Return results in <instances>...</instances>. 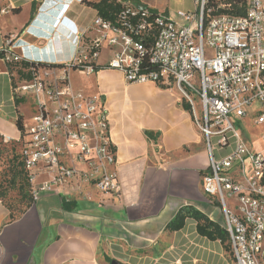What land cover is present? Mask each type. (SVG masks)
<instances>
[{
	"label": "crops",
	"instance_id": "1",
	"mask_svg": "<svg viewBox=\"0 0 264 264\" xmlns=\"http://www.w3.org/2000/svg\"><path fill=\"white\" fill-rule=\"evenodd\" d=\"M153 1L150 10L179 21L175 14L157 10ZM96 19V11L82 0H0V50L68 67L80 38H99ZM114 52L101 45L97 70L67 74L75 92L102 103L115 151L114 165L105 170L116 175L118 193L99 190L83 178L89 172L86 165L65 159L77 176L58 193L41 192L18 220L10 223L0 202V264H235L219 240L198 234L193 219L178 231L166 230L184 206L223 226L220 210L202 189L208 162L202 136L176 88L127 83L120 71L108 67ZM63 71L45 72L57 77ZM76 72L80 82L72 80ZM12 88L8 66L0 59V135L5 142L20 139L18 114L26 129L32 125L23 113L26 101L16 110ZM49 179L47 171H40L34 187Z\"/></svg>",
	"mask_w": 264,
	"mask_h": 264
},
{
	"label": "built area",
	"instance_id": "2",
	"mask_svg": "<svg viewBox=\"0 0 264 264\" xmlns=\"http://www.w3.org/2000/svg\"><path fill=\"white\" fill-rule=\"evenodd\" d=\"M212 1L226 7L224 0H193L195 9L179 11V21L125 4L120 27L97 17L99 38L87 43L80 38L71 64L92 74L100 46L107 45L115 49L108 67L120 71L127 83L174 85L202 136L208 159L202 189L221 210L234 263L260 264L264 152L250 149L241 129L248 117L256 125L264 124V0H246L244 15H214L208 6ZM154 29L155 42L147 47L145 37ZM2 50L6 61H20L8 48ZM69 66L57 77L41 69L35 80L12 88L14 98L31 95L38 106L32 125L25 128L22 148L34 202L41 192L58 193L77 176L64 163L67 158L86 165L89 172L83 178L99 190L119 191L116 175L105 170L114 165L115 151L102 103L72 89ZM260 138L264 148V134ZM42 170L50 179L36 188L34 181Z\"/></svg>",
	"mask_w": 264,
	"mask_h": 264
},
{
	"label": "trees",
	"instance_id": "3",
	"mask_svg": "<svg viewBox=\"0 0 264 264\" xmlns=\"http://www.w3.org/2000/svg\"><path fill=\"white\" fill-rule=\"evenodd\" d=\"M82 2L94 9L97 13V17L102 19L106 23H110L112 26L120 27V16L126 9V3L124 1L117 0H82ZM221 3L210 2L208 6L212 8V14H232V15H244L246 10V0H224L222 4L226 5L225 8L218 7ZM151 15H158L157 12L147 9ZM140 16H138L135 21H137ZM156 38V30L150 31L145 37V45L151 47ZM87 43V41L84 39ZM0 59L5 60V52L0 51ZM8 70L11 76L12 87L20 82H30L35 80L39 76L41 69H54L65 68V66L57 65H46L33 61H27L20 59V61H6ZM95 70L98 69L97 66L93 65ZM71 70H78V66L75 64H70ZM151 69V68H150ZM152 69H154L152 67ZM158 87L165 89L167 86L157 83ZM15 107L18 109L20 104L25 102L24 97H15ZM182 108L190 112L188 103L183 99ZM18 112V111H17ZM15 125L20 133L19 141L21 143V149L18 153L15 147L10 150L6 149L4 146V139L0 135V160L3 158L4 154L7 153L4 162V171L0 178V202L9 211V222H14L23 216L34 204L32 185L30 183V176L25 168L24 158L22 155V148L27 141V131L24 125L23 117L18 114ZM202 175V173H201ZM193 219L196 221V230L200 236L206 237L210 240H219L225 250L230 253V247L228 244L229 236L224 230L223 226L209 219L207 215L196 210L192 206L181 207L174 218L167 224L166 230L168 231H178L184 227L185 221L187 219ZM231 255V253H230Z\"/></svg>",
	"mask_w": 264,
	"mask_h": 264
},
{
	"label": "rangeland",
	"instance_id": "4",
	"mask_svg": "<svg viewBox=\"0 0 264 264\" xmlns=\"http://www.w3.org/2000/svg\"><path fill=\"white\" fill-rule=\"evenodd\" d=\"M120 1V0H117ZM124 3H126L129 7L132 9H149L148 4L152 2V0H122ZM154 6L159 10L160 12H166L169 13V15H176L179 11H184V12H192V11H185V10H193V1L192 0H155ZM162 15V14H161ZM166 16V15H165ZM172 19L171 17H169ZM73 82H80L82 80L81 76H79L76 73L73 74L72 76ZM169 88H175L172 83L168 85ZM26 105L23 107V113L25 114L26 122L32 123L31 118L38 113L37 112V104L35 101L32 99L31 95H27L26 99ZM197 109L198 111L200 110L199 105L197 104ZM256 109V108H255ZM252 109L249 110V116H252ZM242 134H243V139L245 140L246 144L249 146L250 149L255 150V151H262L264 152L262 140L260 136L264 134V124L263 125H256L255 124V119L252 117H248L246 120L243 121L242 123ZM14 141L10 142H5L4 141V146H6V149L10 150L12 147H15L16 151L19 153L21 149V143L17 142L16 144H12ZM7 156V153L4 154L3 158L0 160V178L1 174L4 171V162L5 158ZM202 180V176H201ZM93 183L94 182H89ZM217 207L216 205H214ZM219 209V207H217ZM220 210V209H219ZM221 212V210H220ZM222 214V213H221ZM223 221V217H222Z\"/></svg>",
	"mask_w": 264,
	"mask_h": 264
},
{
	"label": "water",
	"instance_id": "5",
	"mask_svg": "<svg viewBox=\"0 0 264 264\" xmlns=\"http://www.w3.org/2000/svg\"><path fill=\"white\" fill-rule=\"evenodd\" d=\"M111 264H118V263H116L115 261H113Z\"/></svg>",
	"mask_w": 264,
	"mask_h": 264
}]
</instances>
